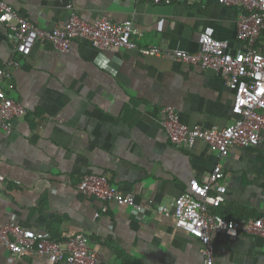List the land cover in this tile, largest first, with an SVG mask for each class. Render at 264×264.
Instances as JSON below:
<instances>
[{"label": "crops", "instance_id": "obj_1", "mask_svg": "<svg viewBox=\"0 0 264 264\" xmlns=\"http://www.w3.org/2000/svg\"><path fill=\"white\" fill-rule=\"evenodd\" d=\"M6 1L44 29L76 11L90 22L103 15L116 23L132 19L143 47L195 52L207 31L230 41L234 51L243 48L238 9L217 0ZM12 50L0 22V68ZM18 59L15 87H5L27 114L12 121L11 132L0 114L1 223L59 239L86 233L99 264H205L200 240L157 207L171 206L192 178L206 179L217 164L227 191L211 211L241 221L264 216V133L259 145L234 146L221 157L202 139L193 146L172 144L161 119L173 106L190 127L233 123L234 91L220 72L171 55L99 49L81 38L66 52L37 42ZM85 173L107 174L115 188L147 206L145 214L82 194L77 184ZM212 241L215 264H264V237L240 230L215 232ZM0 264L67 263L35 252L15 259L0 245Z\"/></svg>", "mask_w": 264, "mask_h": 264}, {"label": "built area", "instance_id": "obj_2", "mask_svg": "<svg viewBox=\"0 0 264 264\" xmlns=\"http://www.w3.org/2000/svg\"><path fill=\"white\" fill-rule=\"evenodd\" d=\"M148 1L155 4L172 2ZM217 1L239 11L237 39L243 42L241 50L234 51L230 41L216 38L207 31L200 34L199 48L195 52L182 49L164 51L159 46L143 47L137 42L138 29L132 19L116 23L103 15L90 22L76 11L54 28L44 29L21 15L12 3L0 0V22L7 27L13 41L12 54L0 68V114L4 128L11 132L12 121L27 114L25 105L11 97L5 87L6 82L11 88L15 87L13 69L20 66L18 56H28L37 42L50 43L66 52L75 39L81 38L91 41L99 49H135L143 55H171L186 62L200 63L224 76L234 91L231 107L236 115L234 122L225 127L206 128L198 124L190 127L181 122L175 107L168 106L162 110L161 119L172 144L193 146L202 139L221 157H228L234 146L259 145L264 133V39L259 40L264 33V0ZM224 178V168L217 164L206 179L192 178L188 189L171 206L162 204L157 207L164 214L172 215L179 229L200 240L205 264H215L212 241L215 232L235 235L244 230L264 237V216L241 221L211 211V207L220 206L225 201L227 186ZM4 179L0 173V180ZM77 187L86 196L130 205L137 215H144L147 210V206L136 203L134 193L124 194L115 188L107 174L85 173ZM0 245L8 248L15 259L21 253L35 252L46 255L54 263L99 264L100 260L86 233L57 239L50 235L39 236L12 221L0 222Z\"/></svg>", "mask_w": 264, "mask_h": 264}, {"label": "trees", "instance_id": "obj_3", "mask_svg": "<svg viewBox=\"0 0 264 264\" xmlns=\"http://www.w3.org/2000/svg\"><path fill=\"white\" fill-rule=\"evenodd\" d=\"M264 39V33L262 34V36H260L259 40H263ZM59 239V238H57Z\"/></svg>", "mask_w": 264, "mask_h": 264}]
</instances>
